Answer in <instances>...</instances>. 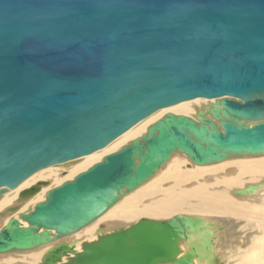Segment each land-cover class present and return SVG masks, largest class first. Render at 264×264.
Instances as JSON below:
<instances>
[{"label":"water","instance_id":"obj_1","mask_svg":"<svg viewBox=\"0 0 264 264\" xmlns=\"http://www.w3.org/2000/svg\"><path fill=\"white\" fill-rule=\"evenodd\" d=\"M199 98L214 102L193 117L165 114L11 218L0 229V255L80 231L174 153L197 166L264 155V0H0V197ZM45 185L23 190L17 203ZM221 230L192 215L143 218L99 230L78 252L57 243L40 264H221Z\"/></svg>","mask_w":264,"mask_h":264},{"label":"bare ground","instance_id":"obj_2","mask_svg":"<svg viewBox=\"0 0 264 264\" xmlns=\"http://www.w3.org/2000/svg\"><path fill=\"white\" fill-rule=\"evenodd\" d=\"M213 102L214 100L199 98L159 110L104 149L73 163L52 166L35 173L0 197V214L11 207H18L17 211L0 217V229L11 218L18 219V214L32 210L37 203L45 199L48 191L72 180L79 173L99 163L106 155L119 151L134 139L141 137L150 125L165 114L193 117L198 110ZM44 181L47 185L42 186L38 193L24 202L17 203L18 196L23 190ZM248 185H258V188L247 196L233 194L235 190ZM175 215L203 217L216 224L215 216H227L241 221L253 220L259 235L253 239L241 263L264 264V155L232 157L220 163L197 166L185 155L174 153L149 181L125 194L107 212L85 228L37 249L0 255V264H40L44 253L57 243H75V250L78 252L81 251L83 242L97 240L96 233L99 230L110 232L112 229L128 227L138 218L166 220ZM181 249L185 251L184 243L181 244ZM215 252L219 253L217 242ZM62 261L64 262L65 258Z\"/></svg>","mask_w":264,"mask_h":264},{"label":"rangeland","instance_id":"obj_3","mask_svg":"<svg viewBox=\"0 0 264 264\" xmlns=\"http://www.w3.org/2000/svg\"><path fill=\"white\" fill-rule=\"evenodd\" d=\"M141 219L143 218H138L131 223H137ZM214 220L219 227H222L221 232L214 237L215 246L217 242V247L219 248V253L215 252V254L222 258L221 264H242V259L248 253L253 239L257 234L259 235L255 222L253 220H235L227 216H215Z\"/></svg>","mask_w":264,"mask_h":264}]
</instances>
